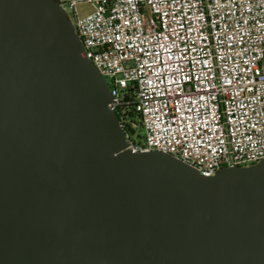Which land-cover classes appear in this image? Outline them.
<instances>
[{
  "label": "water",
  "instance_id": "95a60500",
  "mask_svg": "<svg viewBox=\"0 0 264 264\" xmlns=\"http://www.w3.org/2000/svg\"><path fill=\"white\" fill-rule=\"evenodd\" d=\"M111 99L59 0H0V264H264V160L131 153Z\"/></svg>",
  "mask_w": 264,
  "mask_h": 264
},
{
  "label": "built area",
  "instance_id": "2783aa9c",
  "mask_svg": "<svg viewBox=\"0 0 264 264\" xmlns=\"http://www.w3.org/2000/svg\"><path fill=\"white\" fill-rule=\"evenodd\" d=\"M59 1L110 80L108 108L140 116L143 140L126 135L128 151L205 178L264 160V0ZM83 3L93 11L81 17Z\"/></svg>",
  "mask_w": 264,
  "mask_h": 264
},
{
  "label": "trees",
  "instance_id": "16d2710c",
  "mask_svg": "<svg viewBox=\"0 0 264 264\" xmlns=\"http://www.w3.org/2000/svg\"><path fill=\"white\" fill-rule=\"evenodd\" d=\"M119 118H124L126 120L124 131L126 135H130L135 138L136 131L142 130L141 122H140V116L139 114L132 108L129 107L125 110V114L121 115L120 112L117 113ZM143 140L142 135H138L137 142H141Z\"/></svg>",
  "mask_w": 264,
  "mask_h": 264
},
{
  "label": "rangeland",
  "instance_id": "374dc122",
  "mask_svg": "<svg viewBox=\"0 0 264 264\" xmlns=\"http://www.w3.org/2000/svg\"><path fill=\"white\" fill-rule=\"evenodd\" d=\"M77 10H78L80 16L84 17L93 11V6H91L90 4L83 3V4L78 5ZM72 22H73V20H72ZM262 66L264 67V59L262 61ZM105 80L108 84L110 83V80L108 78H105ZM138 135L143 136L144 135L143 130H137L136 131L135 139H137V140H138Z\"/></svg>",
  "mask_w": 264,
  "mask_h": 264
}]
</instances>
